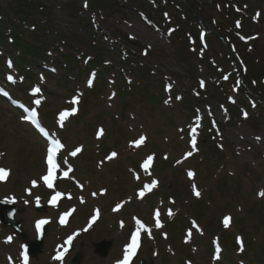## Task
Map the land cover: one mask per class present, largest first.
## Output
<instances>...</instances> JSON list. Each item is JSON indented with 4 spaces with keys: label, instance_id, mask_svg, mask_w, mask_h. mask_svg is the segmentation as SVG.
Masks as SVG:
<instances>
[{
    "label": "rangeland",
    "instance_id": "374dc122",
    "mask_svg": "<svg viewBox=\"0 0 264 264\" xmlns=\"http://www.w3.org/2000/svg\"><path fill=\"white\" fill-rule=\"evenodd\" d=\"M115 1L118 3L110 0H54L49 3L59 26L75 29L82 35V27L68 16L72 13L69 6L87 17L92 16L90 3L91 6L94 4L102 19L101 31L111 38L116 37L113 30L117 29L130 35L137 44L130 45L118 39L120 50L122 46L133 47L132 61L145 62L143 75L148 74L149 69L158 70L157 75L148 83L141 77L135 85L125 82L124 93L118 85V95L113 100L115 88L110 82L114 75L100 74L82 80L80 76L86 75L78 74V71L82 72L85 66L78 63L72 65V71H63L61 66L55 68L48 79L46 92H41L32 78L23 77L25 88L21 90L30 92L29 96L16 97L8 90L7 100L0 99V167L10 174V179L0 180V199L13 200L23 208L17 217L23 220L28 233L25 242L12 228L0 225V264H25L24 245L37 236L36 223L41 219L49 221L44 250L28 258L27 264H69L77 252L82 253L80 264H119L124 260L127 246L132 243L131 237L137 232L138 246L127 264H140L142 259L147 260L146 264L152 259L154 264H264V196L258 203L260 193L264 192V115L257 109L253 111L255 116L261 115L257 125L241 116L246 109L259 107L256 97L248 94H253L252 85L249 83L247 93L239 92L238 95L234 82H228V88H220L224 77L208 65L209 54L204 53L199 43L192 53V43L186 42L188 36L183 43L173 41L169 36L172 26L166 15L151 11L145 5L139 6L143 0ZM245 18L251 32H261V38L255 42L263 43L264 29L259 28L264 27V13L257 11ZM162 21L167 28L159 24ZM224 22L228 24L227 20ZM198 33L203 34V29ZM217 39L210 49L221 55L223 43ZM251 42L244 43L243 48ZM110 55L115 61L120 58L116 49ZM199 56L206 58L201 60ZM189 64L191 67L196 65L194 74L190 73ZM35 67L30 71L35 80H39L40 70ZM249 67L251 71L252 64ZM203 71L208 72L206 77L199 76ZM62 76H72L64 89L55 87ZM209 87L212 90L220 88L217 90L219 99L209 95ZM37 88L40 91H35ZM175 90L177 97H174ZM226 92L227 99L245 108L242 112L239 109L231 123L219 128L217 124L230 117L224 103ZM196 93L199 96L195 99ZM179 95L186 100L178 98ZM16 101L37 110L48 135L63 143L58 157L62 165L60 163L56 169L52 188L42 180L48 170L46 148L49 144L30 126L25 115L19 116L12 109ZM261 102L264 107V100ZM66 111L70 114L61 121V114ZM100 130L102 134H99ZM141 137L145 138L144 142L136 146L134 142ZM207 137L215 144L206 140L211 144V151L208 153L206 146L200 156L203 158L208 153L209 158H193L198 142ZM176 141H185L180 152L175 150ZM77 148L82 150L71 155ZM182 152L190 160L186 161V156L181 158ZM112 153L117 155L107 159ZM149 156L153 159L145 168ZM177 161L184 162L174 171ZM64 169L68 172L67 177L63 175ZM189 172L194 175L190 177ZM153 181L158 183L149 190L147 186ZM221 184L228 192L227 196L221 192ZM254 188L260 190L256 192ZM196 191L200 195L203 193L205 199L220 200L218 205L216 202L213 205L198 203L193 198L197 196ZM56 192L63 195L53 204L50 201ZM163 192L164 197H173L172 202H164ZM236 203H242L244 209L238 210ZM38 204L44 205V209L38 210ZM222 208H225L223 212L230 211L234 216V221L230 220L227 225L230 233L224 232L219 225L218 211ZM157 210L159 227L154 215ZM65 213L69 214L64 216ZM193 213L200 219L190 218V227L194 226V231L190 227L185 229L189 225L186 216H194ZM225 217L232 215L227 213L224 220ZM199 221L207 230L201 228ZM215 233L222 235L225 248L220 246L211 257L210 240ZM242 234L246 246L244 241L240 242ZM72 236L74 248L66 254V260L54 259L55 253L64 250L66 240ZM8 237H12L11 241ZM102 239L112 242L106 257L94 253L93 242Z\"/></svg>",
    "mask_w": 264,
    "mask_h": 264
},
{
    "label": "trees",
    "instance_id": "16d2710c",
    "mask_svg": "<svg viewBox=\"0 0 264 264\" xmlns=\"http://www.w3.org/2000/svg\"><path fill=\"white\" fill-rule=\"evenodd\" d=\"M155 2L164 3L176 11L182 9L167 0H155ZM188 2L189 6L194 4L196 8L203 10L207 17H215L208 0ZM70 9L71 19L78 21L77 23L87 30L86 38L83 40H89L88 48L94 51L100 44H97L96 38L93 37L94 33L90 32L94 28L91 19H77L76 10ZM197 13L200 15L199 11ZM227 15L232 19L231 15ZM179 16L181 17L180 14ZM186 16L190 21L194 18L189 14ZM201 17L204 18L203 15ZM217 27L219 30L227 31L225 34H234L233 29L225 30L220 25ZM79 40L80 35L75 29L63 28L56 23V14L48 0H6V2L0 0V80L2 82L5 81L3 76L5 70H10L16 75H22L24 72L29 75L31 73L29 69L33 65L48 66L57 63L65 71H72V65L79 62L88 67L93 65L101 67L102 56L97 58L88 52L89 49L83 50ZM93 41L95 44L92 43ZM8 58L11 60V66L5 62ZM43 69V73L50 74V69L45 67ZM68 77L70 76H62L60 79L68 82ZM58 86L63 87L64 84L61 82Z\"/></svg>",
    "mask_w": 264,
    "mask_h": 264
},
{
    "label": "snow or ice",
    "instance_id": "6c2138e0",
    "mask_svg": "<svg viewBox=\"0 0 264 264\" xmlns=\"http://www.w3.org/2000/svg\"><path fill=\"white\" fill-rule=\"evenodd\" d=\"M225 78H227V77H225ZM202 86H203V83H202ZM35 91H39V89L37 88V89H35ZM76 102H78V101H76ZM36 103L39 104L40 101L37 100ZM72 111L75 112L76 110L73 109ZM69 114H70V113L67 112V111L64 112V113H62V114H61V121H63L64 117L67 116V115H69ZM245 115H247V114L245 113ZM193 131H194V130H193ZM99 134H102V130H100V133H99ZM144 140H145V138H144V137H141L139 140L135 141L134 144H135L136 146H139L141 143L144 142ZM52 143H53L54 147H53L52 150L50 151V154L47 156V161H46L47 164H48L47 174L44 175V176L42 177V180L44 181V183L46 184V186H47L48 188H52V187L54 186V185H53V181H54V179L56 178V177H55V172H56V169L58 168V165H57L56 162H55V150H56V147H63V145L60 144L59 141H55V140H54ZM192 143H193V146H194V145H195V137H193V139H192ZM81 150H82L81 148H77L74 152L71 153V155H76V154H77L78 152H80ZM116 155H117L116 153H112L109 157H107V159H111V158H113V157L116 156ZM188 155H191V153H189ZM152 159H153V158H152L151 156H149V157L147 158V161H146L145 164H144V167H145V168L148 167V164L152 161ZM188 174H189L190 177H192V176L194 175V173H192V172H189ZM7 175H8V170L0 169V180L5 179V177H6ZM63 175H64L65 177H67V176H68V172L65 171V172L63 173ZM157 183H158L157 181H153L151 185H148V186H147L148 189L150 190L152 187H155ZM35 184H36V182L33 181V185H34V186H35ZM62 195H63L62 193H60V192H56L55 195H53V196L51 197V201H50V202L53 203V204H55L56 201H57V199H58L59 197H61ZM143 195H144V191L141 190V192H140V196L143 197ZM195 195L199 196V195H200L199 191H196V192H195ZM260 195H261V196H264V192H261ZM37 203H39V199H37ZM118 207H119V206H118ZM68 214H69V213H65L64 216H67ZM154 215H155L156 225H157L158 227L161 226V225H160V220H159V215H160V214H159V211L157 210V211L155 212ZM169 215H172L171 211H169ZM93 219H95V217H93ZM230 219H231L230 217H225V220H224L225 226L228 225V222L230 221ZM47 222H48V221H46V220H40V221H37V223H36V227H37V229H40L41 226H42L43 224L47 223ZM63 222H64V217L62 216V217H61V223H63ZM149 234H150V231H149ZM189 235H190V233H189ZM138 237H139V232L135 233V234L131 237L132 243H131L130 245L127 246L126 251H125L124 260L121 261V262H119V264H127L128 259H129L130 256L135 252V250H136V248H137V246H138ZM7 239H8V241H11L12 237H8ZM71 240H72V237H69L67 243H71ZM62 255H63L62 253H58L57 256L54 257V259H61V258H62ZM24 261H25V264H27L28 257H27L26 254H25V256H24Z\"/></svg>",
    "mask_w": 264,
    "mask_h": 264
},
{
    "label": "water",
    "instance_id": "95a60500",
    "mask_svg": "<svg viewBox=\"0 0 264 264\" xmlns=\"http://www.w3.org/2000/svg\"><path fill=\"white\" fill-rule=\"evenodd\" d=\"M15 212L16 208L12 202H5L0 201V222H4L9 225H13L16 229V232L21 234L24 238L26 234L21 229V222L15 220ZM47 230V223L43 224L40 228L39 237L32 241L27 246L28 253L32 255H36L43 249V235ZM111 243L107 241H102L100 243H96V252H100L101 254L105 255L110 247ZM81 260L80 254L77 255L74 259L73 264H79Z\"/></svg>",
    "mask_w": 264,
    "mask_h": 264
}]
</instances>
